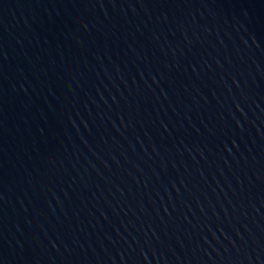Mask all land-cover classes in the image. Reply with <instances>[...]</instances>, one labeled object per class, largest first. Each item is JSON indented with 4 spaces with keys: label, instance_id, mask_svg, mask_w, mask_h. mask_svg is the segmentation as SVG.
I'll list each match as a JSON object with an SVG mask.
<instances>
[{
    "label": "water",
    "instance_id": "water-1",
    "mask_svg": "<svg viewBox=\"0 0 264 264\" xmlns=\"http://www.w3.org/2000/svg\"><path fill=\"white\" fill-rule=\"evenodd\" d=\"M0 264H264V0H0Z\"/></svg>",
    "mask_w": 264,
    "mask_h": 264
}]
</instances>
